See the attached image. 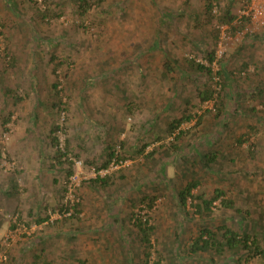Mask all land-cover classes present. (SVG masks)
<instances>
[{
    "label": "rangeland",
    "instance_id": "374dc122",
    "mask_svg": "<svg viewBox=\"0 0 264 264\" xmlns=\"http://www.w3.org/2000/svg\"><path fill=\"white\" fill-rule=\"evenodd\" d=\"M33 3L0 0V264H143L136 218L154 227L148 264H264V0H95L83 15L77 0ZM191 177L194 196L222 188L250 211L261 254L193 246L239 217L219 200L180 207Z\"/></svg>",
    "mask_w": 264,
    "mask_h": 264
},
{
    "label": "trees",
    "instance_id": "16d2710c",
    "mask_svg": "<svg viewBox=\"0 0 264 264\" xmlns=\"http://www.w3.org/2000/svg\"><path fill=\"white\" fill-rule=\"evenodd\" d=\"M29 2L33 3V0H28ZM78 1V10L79 15H83L88 11L91 4L94 3L95 0H77ZM34 4V3H33ZM207 11H211V4L208 2L206 5ZM235 18V16L231 13L230 6H227L226 9H224L219 15H218V21L223 24H230ZM207 59L209 63H212L214 61V53L209 52L207 54ZM189 65L193 67L194 70H197L201 73H204L207 75L209 79L213 76V70L210 66L204 65L202 63H195L192 61H188ZM165 67L167 69L169 68V65L165 63ZM226 74V70L224 69V65H220L219 70L216 72V74L223 75ZM58 83L53 84V88L57 89ZM223 88H225L223 86ZM8 90H6L7 92ZM57 91V90H56ZM264 89H257V94L261 95L263 94ZM199 96L201 100L205 101L211 98L212 92L209 86L207 88L202 89V91H199ZM190 115H181L180 117L174 118L169 122V129L172 130L179 126L182 122L187 121L190 119ZM55 130L56 126L52 127L51 129V143L56 146V151L54 154L55 158V164H57L59 167H63L65 162L68 163V171H67V177H70L73 174V162L69 161L66 158V151L61 150L58 147V139L55 136ZM114 155V150L111 149L107 152V159L104 161V164L102 167L108 166L111 158ZM203 158H205V164L206 166H209V164L214 161V155L211 153L210 155H204ZM99 178V177H98ZM199 185V178L198 177H191L189 178L186 183L179 188V190L176 193V197L178 199L180 207H185L187 203L188 198L195 199V203L193 206L195 207L196 211L200 214H211L212 213V206L213 203L217 200H219L221 207L225 209H232L234 210L235 214L239 217V227L238 228H229L226 225H222L218 227V232H213L209 230L207 226H204L201 230L198 239L193 243V246L197 249H208L210 246L216 247L217 251L221 250H228L232 253H236L237 251H240V255L237 258L238 263L241 262H248L252 258H254L256 255L261 254L262 250L259 248V242L257 239V236L250 233L249 230H247L246 226H243L244 223H241L242 220L246 217L250 216L249 210H243L240 207H236L234 202L230 199H227L225 197L226 193L222 188H215L210 196L207 194H201L194 196L192 191ZM149 204H152V202H149ZM79 204L76 205V211L75 213L80 212V209L78 208ZM39 221H43L44 219H38ZM148 221H142L139 218L135 219L134 225L139 230L140 234V240L145 247L143 251L144 255V263L148 264V259L150 256V233L153 230V226L148 225ZM242 227V229H241ZM205 236V237H204ZM244 257V258H243ZM158 264V263H154Z\"/></svg>",
    "mask_w": 264,
    "mask_h": 264
},
{
    "label": "built area",
    "instance_id": "2783aa9c",
    "mask_svg": "<svg viewBox=\"0 0 264 264\" xmlns=\"http://www.w3.org/2000/svg\"><path fill=\"white\" fill-rule=\"evenodd\" d=\"M264 8V5L263 6H261V5H259V7L256 9V10H262ZM264 22V21H263ZM64 215V214H63Z\"/></svg>",
    "mask_w": 264,
    "mask_h": 264
}]
</instances>
